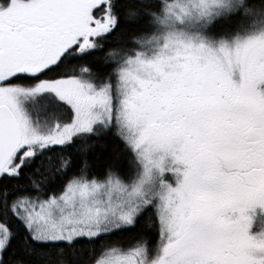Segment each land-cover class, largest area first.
Wrapping results in <instances>:
<instances>
[{"label":"snow or ice","instance_id":"obj_1","mask_svg":"<svg viewBox=\"0 0 264 264\" xmlns=\"http://www.w3.org/2000/svg\"><path fill=\"white\" fill-rule=\"evenodd\" d=\"M0 264H264V0H0Z\"/></svg>","mask_w":264,"mask_h":264}]
</instances>
